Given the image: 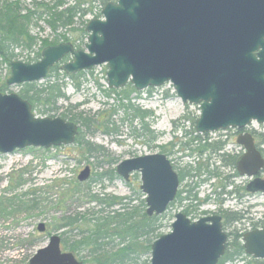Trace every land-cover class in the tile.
Masks as SVG:
<instances>
[{
    "label": "water",
    "instance_id": "water-1",
    "mask_svg": "<svg viewBox=\"0 0 264 264\" xmlns=\"http://www.w3.org/2000/svg\"><path fill=\"white\" fill-rule=\"evenodd\" d=\"M92 19L85 49L70 42L44 48L39 61L11 62L9 86L47 77L51 67L67 55L61 69L67 74L107 65L109 88L128 83L137 90L171 82L184 104H198L199 133L264 124V0H116ZM79 125L62 116L38 117L32 103L18 93L0 91V153L26 147L51 148L75 143ZM246 152L237 161L241 175L255 177L249 192L264 193V157L251 134L238 136ZM117 173L129 180L141 174L147 214L161 215L175 199L179 175L163 153L121 161ZM91 167L78 175L87 181ZM46 225L40 223L39 231ZM227 233L222 217L192 221L178 212L172 231L152 243L151 264H218L225 254ZM62 237L54 234L30 264H82L72 252H62ZM247 254L264 259V227L244 235Z\"/></svg>",
    "mask_w": 264,
    "mask_h": 264
},
{
    "label": "rangeland",
    "instance_id": "rangeland-1",
    "mask_svg": "<svg viewBox=\"0 0 264 264\" xmlns=\"http://www.w3.org/2000/svg\"><path fill=\"white\" fill-rule=\"evenodd\" d=\"M33 1L52 4L59 0H21L23 5L28 8H33ZM110 1L116 0H107V2ZM75 5H80L81 9L87 12L85 14H82V12L78 13L71 26L59 27L54 32L46 20L33 18L28 27L30 34L40 39L50 40H53L56 35L64 34L72 43L79 46L80 49L86 50L85 45L89 32L83 29L86 28L91 19L103 17L102 10L106 4L104 0H64V5L60 9ZM41 46L42 43L39 41L32 49L24 46L15 47L14 51L17 53V56L12 61L32 62L38 52H40ZM71 59L72 57H69L65 61ZM107 69L106 65H101L93 70L83 71L84 74L79 77L81 83L80 89H76L73 79L65 78L64 81L67 84L64 91L68 98L60 100L58 111L52 112L48 116H61L70 105L79 103L82 105L77 108L78 110L85 109V111L92 114L107 110L111 111L112 108L118 109L120 101L117 96L112 95L108 97L105 94L108 87ZM10 70L11 65L9 67L8 62L0 61V89L6 84V79L10 76ZM55 80L56 75L54 74L40 81L38 86H46ZM124 88L117 89V91H122ZM20 90V85H7V89L3 92L19 93ZM131 98L133 103L153 112V117L149 119L152 122V129L156 135L159 131L168 133L166 140L171 139L169 132L173 134L172 131H175L173 136L183 141L181 135L185 131L195 129L196 121L200 114L199 107L197 105L184 104L168 85L161 88L138 90L132 93ZM39 109H42V107H37L34 110L35 115L44 117ZM124 117L125 111L120 108L113 117L120 129L119 134L108 136L101 131H95L92 134H87L86 139L103 145L108 154L117 158L118 162L144 154L159 152L156 140L151 143L153 146L151 147L145 142L146 136L137 137L134 131H132L130 123L125 121ZM245 130L256 131L259 143L264 147V124L255 123L252 127H248ZM234 131L239 130L237 128H229L227 130L211 132V136L207 139V142L226 143L225 146L222 145L225 154H227V151L230 154L241 151V146L237 143V134ZM177 151L180 152L181 149ZM191 153V148H189L181 153H176L172 157L173 163L176 164V171L179 172L181 168L188 166L194 167L199 160H202L204 162H211L215 168H218L220 174L219 177H213L195 186L194 192L197 194L198 200L193 201V204H198L199 200L205 199L214 190L215 186L213 185L215 184L218 190H220L221 185L226 184V192L223 194V201L222 198L216 200L217 195H212L205 203L199 205L197 211L189 215V217L192 220H198L204 216L211 215L212 212L217 210L236 212L240 213V215L242 213L241 220L232 224H226L225 231L229 236L236 231L241 235L244 230L262 227L264 225V193H251L246 190V186L252 178L247 175H240L239 173L236 178H232L231 176L236 174L237 169L235 166L229 167L223 165V151L212 153L207 150L201 156ZM220 154L221 156H219ZM185 155L189 156L184 157ZM88 157V155L83 154L81 146L77 143L51 148L26 147L17 149L10 154L0 153V264H30L31 258L37 251L48 245L52 235H61V232L67 229L60 227L61 223H63L60 219L64 215L77 212H98L100 206L97 203H90L83 191L91 183L96 172L116 167L117 164L111 165L107 161L108 158L98 156L97 154L91 156L90 159ZM224 157L226 156L224 155ZM100 161H103L102 166L98 165ZM87 165L91 166L92 177L88 181L80 182L78 175ZM258 176L264 178V169ZM207 177V172H204L200 177L193 180L192 178H187L181 186L195 185L196 181L199 182ZM228 177H230L229 181L231 183L226 181ZM76 182H80L82 185L77 188V193L74 194L73 188ZM90 185L92 191L95 193L120 197L132 195L134 201L131 206L138 209V216L141 217L144 208V211H146V206L143 207L142 205L144 196L140 189V173L133 174L129 182L119 177L112 182L106 181L103 184L92 182ZM236 189L242 192V194L235 192ZM230 191L236 194L230 195L228 193ZM243 194L246 196H243ZM232 196L233 198H231ZM35 202L36 206L30 207ZM186 205L187 203L183 202L180 205L176 204L170 207L159 218L157 223L160 226L157 230L139 239L136 245V253L131 255L137 263L150 264L151 251L148 249V246L161 235L172 231V224L176 214L180 211L184 212ZM131 208L126 207L122 210V207L117 206L114 209L127 211ZM40 223L46 225L45 231L38 230ZM115 227L112 226L111 231ZM77 235L78 230L75 229L65 236L67 238L70 237L69 242H72V240L78 239ZM103 241L107 243L105 250L110 253L116 252L127 245L129 237L122 238L114 232L111 236L104 238ZM238 241L242 242L243 240L241 238ZM64 248L65 246L63 245ZM76 255L84 264H96L95 260L90 256L89 249L84 248L80 252L78 251ZM241 260L227 262L226 264H243ZM249 260L250 258L247 259V261Z\"/></svg>",
    "mask_w": 264,
    "mask_h": 264
},
{
    "label": "trees",
    "instance_id": "trees-1",
    "mask_svg": "<svg viewBox=\"0 0 264 264\" xmlns=\"http://www.w3.org/2000/svg\"><path fill=\"white\" fill-rule=\"evenodd\" d=\"M104 3L106 4L107 0H104ZM63 5L64 0H59L52 4L35 2L34 10L28 9L27 13H23L25 6L21 0H0V61L8 62L10 67L12 59L17 56V53L14 51L15 47L24 46L32 49L34 45L41 41L43 48L61 43L62 41H69L70 39L64 34L56 35L53 40L40 39L31 35L28 28L30 20L35 15H38L37 17L39 19L46 20L48 25L54 30V32H56L61 26H71L78 13L82 12V14H85L87 12L86 10H82L80 5L68 6L60 9ZM83 30L85 31V29ZM40 56L41 52L38 53L36 58L32 61L38 60ZM68 58L69 57H67L66 60ZM54 74L56 75V80L43 87L38 86L39 82L20 85V95L32 103L33 110L37 109V107H42L39 111L44 116H48L52 112L58 111L59 101L68 98L64 91L65 85L67 84L64 79H73L76 89H80L81 83L79 77L83 75L84 72L67 75L61 71V65L56 64L51 68L48 77H51ZM7 79L6 84L2 86L0 91H5L7 89ZM136 91L137 90L132 84H128L122 91L107 87L105 94L108 97H111L112 95L117 96L120 101L118 107L125 111L124 120L130 123L132 131H134L137 137L146 136L147 138L145 142L153 147L151 143L156 140V134L152 129V122L149 121V119L153 117V112L132 102V93ZM81 105V103L70 105L67 111L61 114L62 117L79 125V134L75 143L81 146L83 154L89 156L88 159L97 154L98 156L108 158L107 161L111 165L118 163L117 158L110 156L103 145L87 140L86 135L89 133L92 134L95 131H101L108 136L119 134L120 129L113 119L119 108H112L111 111L107 110L92 114L85 111V109L78 110L77 108ZM192 132L195 133V131ZM185 147L186 144L181 147V150L186 151L187 147ZM221 147L222 144L220 143H200L198 145L195 143L190 146L191 152L196 155H204L207 150L212 153H217ZM102 162L103 161H100L98 165L102 166ZM223 162L224 166L230 165L229 159L224 156ZM232 163L236 167L235 159ZM204 172H207L208 177L201 181H207L213 177L220 176L218 168H215L209 161L204 162L199 160L194 167L188 166L179 170L181 180H184L185 177L192 178L193 180L200 177ZM116 178H119L116 168L110 167L105 171L96 172L91 183L103 184L106 181L112 182ZM90 184H88L87 188L83 191L84 195L90 203H97L100 208L98 212H77L64 215L60 219V221L63 222L60 227H63L64 229L67 228L61 232L62 243L65 246V249L74 252H80L84 248L89 249L90 256L95 260L96 264H139L131 255L136 253V245L141 237L149 235L151 232L157 230L160 226L157 222L161 216H148L146 211H144V208L141 217H139L138 209L131 206L134 201L132 195L120 197L104 193H95L92 191ZM196 184H198L197 181L195 185H188V196L192 197L190 205L184 208V212L188 216L196 212L197 207L205 203L209 198L207 197L203 201L199 200L198 204H193V201L198 200L197 194L194 192ZM81 185L82 183L80 182L75 183V187L73 188L74 194L77 193V188ZM223 186L225 188L226 184H223ZM143 196L145 197V195ZM188 196H181V194H179L170 204V207L176 204H182ZM217 196H219V193ZM142 205L143 207L146 206L145 199L143 200ZM35 206L36 202L33 205H30V207ZM117 206L122 207V210L126 207L132 208L127 211H120L114 209ZM224 213V217L226 218L224 228L227 223L231 224L242 219V214L240 215V213L228 211ZM112 226H116L112 230L113 232L111 231ZM75 229L78 230V239L69 242L70 237L67 238L65 235ZM114 232L122 238L129 237V243L116 252L109 253L105 250V245L107 243L103 240L104 238L111 236ZM241 237L242 234L240 235L238 231L233 232L229 236L230 240L228 242L227 251L218 264H226L227 262H233L240 259H242L245 264H264V260L255 259L253 257L250 258V256L246 255L243 243L238 241ZM150 247L151 245L148 246L149 250ZM248 258H250L249 261H247Z\"/></svg>",
    "mask_w": 264,
    "mask_h": 264
},
{
    "label": "flooded vegetation",
    "instance_id": "flooded-vegetation-1",
    "mask_svg": "<svg viewBox=\"0 0 264 264\" xmlns=\"http://www.w3.org/2000/svg\"><path fill=\"white\" fill-rule=\"evenodd\" d=\"M192 131H196V130H192ZM192 131H185V133L184 134H182L181 135V138H183V141H180L181 139H179L178 137H174L173 136V134L175 133V131H172L173 132V134L172 133H170L169 132V134H170V136H171V139H167L166 140V137H167V135H168V133H166L165 131H159V133L156 135V143H157V146H158V149H159V152L158 153H163V154H166L167 155V157L171 160V162H172V164H173V166H174V168L176 169V164H174L173 162V160H172V157L173 156H175L176 155V153H181L182 152V150L179 152V151H177L178 149H181V147L183 146V145H185L186 144V149L188 150L189 148H190V146H192V145H194L195 143L198 145V144H200V143H207L208 144V142H207V139H209L210 138V136H211V133L210 132H207V133H193ZM227 132V131H226ZM235 132V134H237V138H238V136L239 135H241V134H245V133H248V134H251L252 135V137L254 138V142H255V145L257 146V148L258 149H260V151H261V153H262V155H263V157H264V147L263 146H261L260 145V143H259V140H258V133L256 132V131H249V130H247V131H234ZM228 142V141H227ZM230 144V143H229ZM228 144V145H229ZM223 146H225L226 145V143H223L222 144ZM221 147V149L219 150V151H223V153H224V147ZM241 146V145H240ZM245 152V149H244V147L243 146H241V151H237V152H233L232 154H230V152L229 151H227V154H223L222 156H226V158L227 159H229V163H230V165H228L229 167H231V166H233L234 167V165H233V163H232V161H234V159L236 160V162H237V160L242 156V154ZM189 155H185L184 157H188ZM201 156V155H200ZM219 156H221V154L219 155ZM199 157V156H198ZM180 158H183V157H180ZM231 163H232V165H231ZM237 169V168H236ZM178 172V171H177ZM261 172V171H260ZM238 171L236 172V174L235 175H232L231 177L232 178H236L237 176H238ZM240 174V173H239ZM178 175H179V179H180V186H179V189H178V193H177V195L176 196H178L179 194H181V196H183L184 194L186 195V196H188L189 194H188V189H189V186L188 185H182L181 186V184L188 178V177H185V179L184 180H181V177H180V173L178 172ZM241 175V174H240ZM230 177H228L227 179H226V181H228L229 183H231L230 181ZM204 183V181H199L198 182V184H201V183ZM198 184H196V185H198ZM214 186H216V185H214ZM220 188V187H219ZM216 194L218 195V193H219V196H218V198H217V200H219V198H222V201L224 200L223 199V194H225V188H224V186L223 185H221V188H220V190H216ZM233 191H230V192H228L230 195H234V194H236L235 192H238V194H242V192H240V191H238L237 189H236V191L234 192V193H232ZM252 193V192H251ZM240 196V195H239ZM243 196H246V195H244L243 194ZM192 199V197H189L188 196V198H186L185 200H184V202H186L187 203V205L186 206H188V205H190V203H191V200ZM215 214H219V215H221V217H222V220H223V224L226 222V218L224 217V212L223 211H221V210H217V211H214V212H212V214L211 215H215ZM238 222V221H237ZM232 224V223H231ZM252 229H254V228H252Z\"/></svg>",
    "mask_w": 264,
    "mask_h": 264
},
{
    "label": "bare ground",
    "instance_id": "bare-ground-1",
    "mask_svg": "<svg viewBox=\"0 0 264 264\" xmlns=\"http://www.w3.org/2000/svg\"><path fill=\"white\" fill-rule=\"evenodd\" d=\"M110 2H115V1H110ZM107 3H109V2H107ZM106 3V4H107ZM33 8H28V7H25L24 8V12L23 13H27V11H28V9H31V10H34L35 9V1H33ZM38 15H35L33 18H37V19H39L38 17H37ZM33 18L30 20V23L33 21ZM98 18H100V17H98ZM94 19H96V18H94ZM92 20V19H91ZM90 20V21H91ZM89 21V22H90ZM88 22V23H89ZM48 24V23H47ZM88 25V24H87ZM87 25H86V27H87ZM30 26V25H29ZM62 27V26H61ZM85 30H86V28H84ZM89 35H90V33H89ZM89 37V36H88ZM88 41V40H87ZM64 42H70V43H72L70 40L69 41H62L61 43H64ZM58 44H60V43H58ZM73 45H74V47L76 48V49H80L78 46H76L74 43H72ZM54 45H57V44H54ZM49 46H52V45H49ZM42 47V46H41ZM46 47H48V46H46ZM46 47H43V48H41L40 49V52H41V56H40V58L38 59V61L42 58V52H43V50H44V48H46ZM40 52H38V53H40ZM23 62H26V61H23ZM30 83V82H29ZM31 83H35V82H31ZM23 84H26V83H23ZM17 85H22V84H17ZM14 86V85H13ZM113 89H115V88H113ZM117 90V89H116ZM19 95H20V93H18ZM21 96V95H20ZM22 97V96H21ZM23 98V97H22ZM33 106V105H32ZM79 134V133H78ZM78 136V135H77ZM116 164H118V163H116ZM91 167V166H90ZM116 168V167H115ZM135 173H139V172H137V171H135V172H132V174H131V176L133 175V174H135ZM141 175V174H140ZM131 176H130V179L129 180H125L126 182H129L130 180H131ZM92 177V169H91V176H90V178ZM89 178V179H90ZM88 179V180H89ZM123 179V178H122ZM79 180V179H78ZM87 180V181H88ZM114 181V180H113ZM80 182H82V181H80ZM85 182V181H84ZM141 183H142V181H141ZM140 189H141V185H140ZM149 216V215H148ZM162 236V235H161ZM242 238V240H244V236H242L241 237ZM228 242H229V240L227 241V245H226V247L228 246ZM61 249H62V252H72L74 255H75V257L79 260V261H81L78 257H77V252H74V251H71V250H67V249H63V244H62V242H61ZM150 251H151V253H152V247H150ZM226 252V251H225ZM255 258V257H254ZM255 259H259V258H255ZM264 260V259H263ZM82 262V264H84L83 263V261H81ZM151 264V263H150Z\"/></svg>",
    "mask_w": 264,
    "mask_h": 264
}]
</instances>
